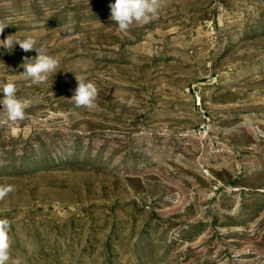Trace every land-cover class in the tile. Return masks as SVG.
Wrapping results in <instances>:
<instances>
[{
    "label": "rangeland",
    "instance_id": "1",
    "mask_svg": "<svg viewBox=\"0 0 264 264\" xmlns=\"http://www.w3.org/2000/svg\"><path fill=\"white\" fill-rule=\"evenodd\" d=\"M114 2L0 0V39L60 62L37 86V52L0 48V92L30 105H0L8 264H264V0H163L127 34Z\"/></svg>",
    "mask_w": 264,
    "mask_h": 264
},
{
    "label": "clouds",
    "instance_id": "2",
    "mask_svg": "<svg viewBox=\"0 0 264 264\" xmlns=\"http://www.w3.org/2000/svg\"><path fill=\"white\" fill-rule=\"evenodd\" d=\"M163 0H115L110 5V20L118 26V31L127 34L133 25L144 26L158 17ZM7 24L0 21V35L3 34ZM25 51L35 50L37 56L33 60L24 58L21 67L24 72L21 74L29 79L34 85L47 83L49 77L59 71L60 62L58 58L48 55L43 47H37V41L31 37L18 39L15 35H8L0 39V48L11 51L16 45ZM78 87L71 100L77 107L93 109L97 106L99 90L92 81L85 82L78 80ZM17 86L15 82L9 81L3 85V98L0 105L5 112V121L16 122L25 118V110L30 106L27 100L17 97ZM131 104V101L129 102ZM13 191L11 185H0V200H3ZM10 222L7 219H0V264H8L10 260L11 238L9 236ZM15 264H20L19 260Z\"/></svg>",
    "mask_w": 264,
    "mask_h": 264
}]
</instances>
